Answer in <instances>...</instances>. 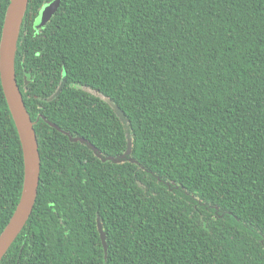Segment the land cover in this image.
Returning <instances> with one entry per match:
<instances>
[{"label": "trees", "instance_id": "obj_1", "mask_svg": "<svg viewBox=\"0 0 264 264\" xmlns=\"http://www.w3.org/2000/svg\"><path fill=\"white\" fill-rule=\"evenodd\" d=\"M51 1L19 39L41 175L1 264H264V0H60L37 30ZM128 136L118 164L74 141L116 158ZM23 184L0 78V235Z\"/></svg>", "mask_w": 264, "mask_h": 264}, {"label": "water", "instance_id": "obj_2", "mask_svg": "<svg viewBox=\"0 0 264 264\" xmlns=\"http://www.w3.org/2000/svg\"><path fill=\"white\" fill-rule=\"evenodd\" d=\"M1 1L3 0H0V2ZM29 1L30 0H10L0 41L1 84L8 108L20 138L24 156L23 191L16 211L0 235V264L27 225L35 208L40 185L41 156L37 134L34 128L35 123L32 121L31 116L29 115V112L26 108L23 94L18 86L15 69L21 29L28 9ZM60 3V0H53L42 8L40 16L35 24L37 30L46 27V25L59 10ZM86 90L109 103L116 110L117 115L126 122L122 111L115 104H113L109 98L99 94L96 91H92L90 89ZM51 126L57 128L55 125L51 124ZM74 141H80L83 144H87L104 162L113 161L114 163L118 164L131 161L129 158L132 152V140L130 136H128L127 151L124 155L116 158H103L101 153L87 140L76 139ZM97 224L105 249V256L107 257L108 246L106 234L104 232L100 217L97 219Z\"/></svg>", "mask_w": 264, "mask_h": 264}]
</instances>
